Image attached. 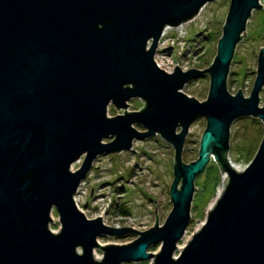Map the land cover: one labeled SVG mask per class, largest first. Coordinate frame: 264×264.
Segmentation results:
<instances>
[{"label":"water","instance_id":"1","mask_svg":"<svg viewBox=\"0 0 264 264\" xmlns=\"http://www.w3.org/2000/svg\"><path fill=\"white\" fill-rule=\"evenodd\" d=\"M212 1L0 0V264H264V132L245 169L227 159L235 120L264 125V49L249 96L226 87L233 50L264 0H230L205 71L166 74L154 62L163 31L193 21ZM203 74L209 90L198 102L182 89ZM132 100L142 109L126 112ZM110 105L124 113L108 117ZM200 117L206 126L198 158L186 164L184 142ZM154 135L174 150L172 209L162 226L136 232L87 219L74 197L93 161ZM211 162L225 176L222 192L175 258L194 181ZM53 211L57 232L49 229ZM128 234L137 238L125 245L97 241Z\"/></svg>","mask_w":264,"mask_h":264},{"label":"rangeland","instance_id":"2","mask_svg":"<svg viewBox=\"0 0 264 264\" xmlns=\"http://www.w3.org/2000/svg\"><path fill=\"white\" fill-rule=\"evenodd\" d=\"M229 3L230 0H213L208 3L193 21L182 26L183 40L174 42V30L166 32L165 42L168 48L163 51L174 58L175 65L181 71H205L212 64ZM240 40L233 50L226 87L231 95L240 91L244 97H248L256 77L257 57L264 49V8L253 11ZM170 61H165L166 66ZM209 82L208 74H203L186 84L182 92L203 102L208 94ZM259 98L261 106L264 88L260 91ZM128 104L126 112L139 111L143 107L140 100H132ZM107 109L108 117L124 113L112 105ZM205 126L206 122L202 117L190 125L182 151L184 163L194 162L198 158L199 142ZM135 128L144 131L141 127ZM263 132L264 125L257 118L243 117L235 120L229 130L227 159L230 164L239 170L245 169L257 152ZM107 141L110 140H105ZM171 147L159 135H154L133 142L128 152L96 159L85 179V196L78 198L79 210L87 219L101 218L102 224L114 229L130 228L136 232H144L156 224L162 226L172 209L169 188L173 180L174 150ZM81 163L82 159L74 168L77 170ZM223 176L220 167L211 162L203 175L196 177L195 193L190 206V223L178 246L185 242L187 245L192 235L201 228L206 214L217 199L218 189H222ZM50 216L52 223L49 229L57 232L60 228L57 214L53 211ZM136 238V235L128 234L121 238H99L97 241L101 246L125 245ZM158 251V246L149 249L151 253ZM179 252L175 251V258ZM94 253L99 258L102 257L100 249L96 248L93 255Z\"/></svg>","mask_w":264,"mask_h":264},{"label":"built area","instance_id":"3","mask_svg":"<svg viewBox=\"0 0 264 264\" xmlns=\"http://www.w3.org/2000/svg\"><path fill=\"white\" fill-rule=\"evenodd\" d=\"M183 26V25H182ZM182 26L178 27V28H166L162 35H161V38L159 40V42L157 43V48H156V52H155V55H154V62H155V65H157L158 68H160L161 70L165 71L166 74L167 73H172L174 71V69L177 67L178 68V65H175V60L174 58H172L170 56V54H165V51H163L167 46L166 42H165V36H166V32L169 30H174V33H176L172 40L175 42L176 41H180V40H183L184 39V34L182 32ZM181 43V42H179ZM150 45V43L148 44ZM168 48V47H167ZM170 57V58H169ZM171 59V61H170ZM165 61H170V63H168V65L166 66L165 64ZM81 160H79L76 164L80 163ZM95 162V161H93ZM74 164L71 168V171H75L76 169L74 168V166L76 165ZM93 165V164H92ZM90 173V172H89ZM88 173V175H89ZM87 175V176H88ZM85 180L80 184L79 188L77 189V192H76V195L74 197V202L77 206V208L79 209V206H78V198H82L85 196ZM84 214V213H83ZM132 226V224H131Z\"/></svg>","mask_w":264,"mask_h":264},{"label":"bare ground","instance_id":"4","mask_svg":"<svg viewBox=\"0 0 264 264\" xmlns=\"http://www.w3.org/2000/svg\"><path fill=\"white\" fill-rule=\"evenodd\" d=\"M232 166H233V168L235 169V170H237V171H242V170H239L238 168H236L233 164H232ZM225 177L223 176V184L222 185H224V183H225ZM222 188H223V186H222ZM221 192H222V189H218V191H217V197L221 194ZM199 231V230H198ZM53 232H56L55 230H53ZM197 232V231H196ZM186 245V242L184 243V244H182V245H179L178 247H177V250L178 251H181L183 248H184V246ZM159 249V248H158ZM94 258L95 259H97V260H99L100 258L96 255V253H94Z\"/></svg>","mask_w":264,"mask_h":264},{"label":"clouds","instance_id":"5","mask_svg":"<svg viewBox=\"0 0 264 264\" xmlns=\"http://www.w3.org/2000/svg\"><path fill=\"white\" fill-rule=\"evenodd\" d=\"M148 252H149V251H148ZM148 252H147V253H148Z\"/></svg>","mask_w":264,"mask_h":264}]
</instances>
